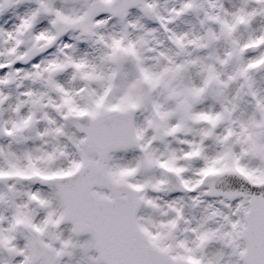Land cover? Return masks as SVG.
<instances>
[{"label": "snow or ice", "instance_id": "snow-or-ice-1", "mask_svg": "<svg viewBox=\"0 0 264 264\" xmlns=\"http://www.w3.org/2000/svg\"><path fill=\"white\" fill-rule=\"evenodd\" d=\"M0 264H264V0H0Z\"/></svg>", "mask_w": 264, "mask_h": 264}, {"label": "rangeland", "instance_id": "rangeland-1", "mask_svg": "<svg viewBox=\"0 0 264 264\" xmlns=\"http://www.w3.org/2000/svg\"><path fill=\"white\" fill-rule=\"evenodd\" d=\"M160 2H161L162 5H167V6L170 7V6H172L173 3H176L177 0H160ZM150 26L158 27V25H156V24H150ZM159 35L162 36L163 35L162 32Z\"/></svg>", "mask_w": 264, "mask_h": 264}]
</instances>
